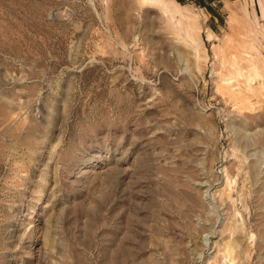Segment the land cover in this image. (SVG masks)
Segmentation results:
<instances>
[{
  "label": "rangeland",
  "instance_id": "obj_1",
  "mask_svg": "<svg viewBox=\"0 0 264 264\" xmlns=\"http://www.w3.org/2000/svg\"><path fill=\"white\" fill-rule=\"evenodd\" d=\"M0 264H264V0H0Z\"/></svg>",
  "mask_w": 264,
  "mask_h": 264
}]
</instances>
